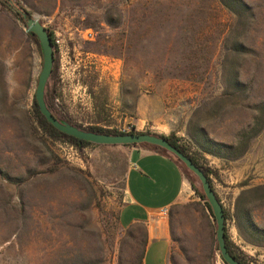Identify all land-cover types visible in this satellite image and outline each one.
<instances>
[{
    "label": "rangeland",
    "instance_id": "374dc122",
    "mask_svg": "<svg viewBox=\"0 0 264 264\" xmlns=\"http://www.w3.org/2000/svg\"><path fill=\"white\" fill-rule=\"evenodd\" d=\"M14 1L62 37L65 50L55 53L47 94H59L54 103L77 124L92 123L101 95L100 114L109 122L103 128L152 133L134 120L164 116L210 180L214 166L193 138L214 142L207 147L248 167L244 190L222 199L241 237L238 250L251 264H264V176L255 170L264 167V0H243L253 17L240 21L218 0ZM15 25L3 44L0 34V264H142L143 230L124 231L117 222L125 147L69 153L66 143L35 132L42 57L24 25ZM179 166L194 192L191 184L199 182ZM177 210L182 224L205 223L201 204ZM212 232L216 257L215 222Z\"/></svg>",
    "mask_w": 264,
    "mask_h": 264
},
{
    "label": "crops",
    "instance_id": "0c3cea01",
    "mask_svg": "<svg viewBox=\"0 0 264 264\" xmlns=\"http://www.w3.org/2000/svg\"><path fill=\"white\" fill-rule=\"evenodd\" d=\"M16 21L20 22L0 5L2 44L6 29L10 24L15 27ZM25 35L27 36L26 33ZM134 121L140 128L147 125L150 131L158 136L166 137L172 132H175L176 136H183L174 121L164 116L144 115ZM195 139L193 138V141L198 152L214 166L215 178L211 179V186L224 208L222 194L232 191L234 199L238 197L245 188L239 184L248 176V167L229 160L226 153L223 154L220 149L214 151L211 147L208 148L209 143L215 146L214 142ZM125 149L128 157L125 197L118 210L117 222L124 231L143 230L145 242L142 264H224L219 255L214 257V221L203 201L190 189L179 164L155 147L133 145ZM246 157L244 155L242 159L245 160ZM255 170L258 171L257 176H264L262 164L255 166ZM193 204H201L204 207L205 223H198L193 219L192 222L182 224L177 209L188 208ZM229 217L233 226L228 230L226 222V233L229 240L238 247L241 237L234 224L233 214L229 213ZM237 239L239 241H236Z\"/></svg>",
    "mask_w": 264,
    "mask_h": 264
},
{
    "label": "water",
    "instance_id": "95a60500",
    "mask_svg": "<svg viewBox=\"0 0 264 264\" xmlns=\"http://www.w3.org/2000/svg\"><path fill=\"white\" fill-rule=\"evenodd\" d=\"M25 21L24 29L26 34H30L38 42L42 57V68L38 75L34 99L39 113L58 132L70 136L79 141H84L97 146H126V145H149L159 148L175 157L185 168L190 171L198 180L202 193L212 212L215 222V241L219 256L224 264H240L227 251L225 244V217L223 207L212 189L204 173L192 163L179 149L170 145L164 138L150 134H123L106 135L87 132L70 125L67 122L56 119L45 102V88L52 72L54 63V49L50 36L46 28L33 16L22 15Z\"/></svg>",
    "mask_w": 264,
    "mask_h": 264
},
{
    "label": "trees",
    "instance_id": "16d2710c",
    "mask_svg": "<svg viewBox=\"0 0 264 264\" xmlns=\"http://www.w3.org/2000/svg\"><path fill=\"white\" fill-rule=\"evenodd\" d=\"M219 3L221 4V6L227 10L236 20L240 21L243 19H247V18H252L253 15L251 13V8L249 7V5L244 2L243 0H218ZM0 5L9 10L23 25L25 24V21L22 19V15H26V16H30V13L24 8L22 7L18 2L14 1V0H0ZM47 30V29H46ZM48 34L50 36L51 39V43L52 46L54 47V42H53V33L49 30ZM28 38H32L37 46H38V42L35 39V37H33L30 34H27ZM38 50L40 52L39 46H38ZM41 54V53H40ZM55 67H56V59H55V52H54V63H53V68H52V72L51 75L49 77V80H53L55 78ZM48 80V81H49ZM47 86H48V82L45 88V102L47 107L49 108V110L51 111L52 115L58 119L59 121H64L69 123L70 125H73L75 127H77L78 129L87 131V132H93L96 134H106V135H123V134H132L135 132H130V133H122V132H118L116 130H110V129H106L101 127L99 124L100 123H105V124H109L108 120L106 119V115H101L100 113H104L105 112V102L106 100L102 98L101 95H97L96 97H94V105L96 107L97 113H96V117L94 118V120L92 121V123L88 126H82L77 124L69 115H67L64 111H63V107L62 105H56L54 103L55 100V96L59 97L60 95H48L47 94ZM54 92H56L55 88L53 90ZM31 117L34 123V130L37 133H41L43 137H45L47 140H50L52 142H62V143H68L73 145L74 147L78 148V149H83L86 147H96L97 145H93L91 143H87L84 141H79L77 139H74L70 136L64 135L60 132H58L56 129H54L46 120L45 118L39 113L38 107L35 103V99L33 96V105H32V111H31ZM136 134H150V135H156V134H152L149 132H145V133H136ZM164 138L170 145H172L173 147L179 149L184 155H186L194 165H196L203 173L204 175L207 177L210 185H211V180L209 178V173L210 170L205 169L202 164L200 163V159L197 157V153H194L192 155H189L187 153V150L182 147L181 145H179V139L176 138L173 134L169 135V136H159ZM127 146H133V145H126L124 147ZM144 146H149V145H144ZM152 147V146H149ZM160 151H162L163 153H166L165 151L156 148ZM168 154V153H166ZM169 156H171L178 164H180L184 169L185 166L183 164H181L175 157H173L172 155L168 154ZM189 172V171H188ZM190 173V172H189ZM191 174V173H190ZM193 175V174H192ZM194 176V175H193ZM195 177V176H194ZM196 178V177H195ZM197 180V178H196ZM198 181V180H197ZM192 189L194 190V193L196 194V196H198V198H200V200L203 201L204 203V207L207 209V211L209 212L210 216L212 217L213 221V215L212 212L210 210L209 205L207 204L205 197L202 193L200 184L198 187H196L193 183L191 184ZM212 187V186H211ZM213 189V188H212ZM223 207V206H222ZM223 213H224V217H225V226H226V222L227 220H229V213L223 208ZM225 244H226V248L227 251L229 252V254L240 264H251L249 262V260L238 250V248L229 240L226 230H225ZM218 251V249H217ZM221 258V257H220Z\"/></svg>",
    "mask_w": 264,
    "mask_h": 264
},
{
    "label": "built area",
    "instance_id": "2783aa9c",
    "mask_svg": "<svg viewBox=\"0 0 264 264\" xmlns=\"http://www.w3.org/2000/svg\"><path fill=\"white\" fill-rule=\"evenodd\" d=\"M85 40H92L93 34L91 32H86L84 35ZM53 42H54V52L62 54L65 50L63 45V39L59 34L54 33L53 34ZM122 133H126L125 130H122ZM63 150L68 151L69 153H73L75 151V148L71 144H64Z\"/></svg>",
    "mask_w": 264,
    "mask_h": 264
}]
</instances>
